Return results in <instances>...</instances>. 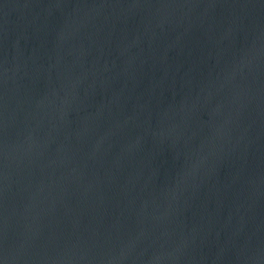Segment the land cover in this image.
<instances>
[{"label":"water","instance_id":"water-1","mask_svg":"<svg viewBox=\"0 0 264 264\" xmlns=\"http://www.w3.org/2000/svg\"><path fill=\"white\" fill-rule=\"evenodd\" d=\"M0 264H264V0H0Z\"/></svg>","mask_w":264,"mask_h":264}]
</instances>
